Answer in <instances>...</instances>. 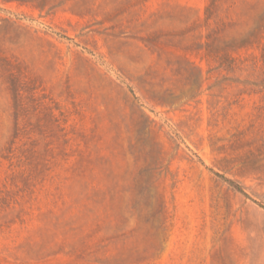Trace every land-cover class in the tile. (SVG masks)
<instances>
[{
	"label": "rangeland",
	"instance_id": "rangeland-1",
	"mask_svg": "<svg viewBox=\"0 0 264 264\" xmlns=\"http://www.w3.org/2000/svg\"><path fill=\"white\" fill-rule=\"evenodd\" d=\"M0 264H264V0H0Z\"/></svg>",
	"mask_w": 264,
	"mask_h": 264
}]
</instances>
